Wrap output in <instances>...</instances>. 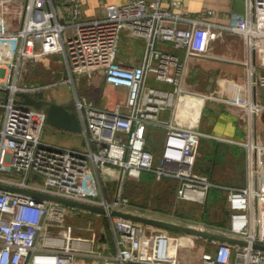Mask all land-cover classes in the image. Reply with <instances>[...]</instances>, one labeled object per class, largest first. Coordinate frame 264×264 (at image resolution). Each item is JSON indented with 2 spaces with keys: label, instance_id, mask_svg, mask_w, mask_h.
<instances>
[{
  "label": "built area",
  "instance_id": "2783aa9c",
  "mask_svg": "<svg viewBox=\"0 0 264 264\" xmlns=\"http://www.w3.org/2000/svg\"><path fill=\"white\" fill-rule=\"evenodd\" d=\"M77 1L62 18L53 0H0V39L9 48L0 54V182L68 199L101 205L113 233V248H95L97 233L74 235L69 215L82 209L29 194L0 188V264H264V143L258 137L256 118L264 105L254 100L253 88L264 86V0H245L244 15L221 23L194 17L181 0H126L109 3L103 16L80 18ZM214 14L208 9V15ZM237 33L246 47L247 94L229 99L201 93L184 86L187 60L206 55L211 43ZM141 38L144 50L138 64L119 59L123 38ZM183 49L185 57L162 46ZM63 56L83 132V145L61 146L42 138L46 125L44 108L25 104L20 92L33 95L51 83L19 80L23 62L45 56ZM124 87L126 97L107 108L80 97L74 74ZM162 83L164 85H157ZM215 98L235 102L246 113L247 181L244 186H223L194 165L202 136L194 125L177 123L173 116L188 110L185 98ZM169 110L171 116L162 118ZM149 126L163 127L158 160L148 147ZM142 172L170 177L178 182L176 199L204 203L213 187L226 189L229 225L140 208L121 192L112 200L104 195L108 176L139 178ZM116 209L158 218L175 224L231 235L245 245L204 238L113 214ZM213 247L197 261L186 259L195 240Z\"/></svg>",
  "mask_w": 264,
  "mask_h": 264
},
{
  "label": "crops",
  "instance_id": "0c3cea01",
  "mask_svg": "<svg viewBox=\"0 0 264 264\" xmlns=\"http://www.w3.org/2000/svg\"><path fill=\"white\" fill-rule=\"evenodd\" d=\"M72 1H77L79 3V16L80 18L85 19L103 16L105 14L107 4H121L126 0H53L60 17L66 18L69 16ZM170 1L171 0H163V3L168 5ZM181 2L185 10L190 15L194 17L205 16L206 18L221 23H230L233 21L234 17H242L245 11V0H181ZM208 9H213L214 14L208 15ZM8 43V40L0 39V54L8 51ZM162 46L170 51L178 53L182 58L185 57V52L183 49H176L166 43L162 44ZM128 47V50H121L119 59L128 65L138 64L141 61L144 50L143 40L141 38H129ZM246 57V47L241 35L232 33L226 34L223 37H219L211 43L210 51L206 55L190 56L188 58L184 86L188 89H192L193 91L216 95L217 97L238 100L244 99L245 95L247 94ZM40 60L44 61V64H46L47 60H49V56L42 57L38 60L28 59L27 61H24L23 67L19 73V80L33 84L51 83L52 85H57L59 83H65L59 82L67 76V65L63 56H60V59L57 60L60 68L57 71H52V74L55 75V78H53L50 82H40L29 79L28 74L35 68L36 63ZM45 68L49 69L47 65H45ZM93 76L98 78V80L94 79L95 81H92V84H95V89L98 92V97L96 99L97 102L90 100L83 94H79L76 90L80 97L85 98L86 100L99 106L107 108H112L117 102H123L125 100L126 89L124 87H114L108 85L106 90V92H108V97L106 98L105 102L101 104L99 102V92L101 90V85L103 87L107 84L102 81V77L99 73H96ZM81 77L87 76L82 75ZM157 85L164 84L157 83ZM45 93L46 91H44V94ZM120 93L123 95L119 96L120 98L118 99L117 96L120 95ZM1 94L3 95L4 91L0 90V95ZM252 95L254 100L264 105V86H257L253 88ZM49 98L63 103L61 99L51 97ZM183 101L189 107V109L177 111L173 116L174 120L179 124L194 125L203 133H205V135L200 139V155L198 156L194 165L195 171L208 175L211 180L218 185L244 186L247 181L246 149L243 144L230 141H242L246 137V113L244 108L235 102L215 98L193 97L185 98ZM3 113L4 109L0 104V125L2 123ZM161 116L162 118L167 119L171 116V113L169 110H166L162 112ZM256 128L258 130V137L264 143V113L261 115V117L256 118ZM156 133L159 135V144H156L153 139ZM163 135V127L149 126L147 131L148 147L154 152L156 160H158L159 157L160 148L163 142ZM82 136L81 139L83 144L84 135L82 134ZM46 141L56 144L51 139H47ZM156 149L157 154L155 153ZM151 176L158 177L151 172H143L140 175V177L143 179H148ZM160 178L165 179L167 181L166 184L171 189L170 192L172 193V198H174L172 200H174L176 204L172 210L140 205L132 202L129 199L130 203L140 208H151L165 213L173 212L181 216L193 218L179 211L177 208L180 203L189 202L176 199V189L178 182L170 177ZM128 179L132 178H123L121 180L116 176H108L105 178L103 181V190L106 198L108 200H112L118 192H121L124 196L128 197L124 193V187L126 186ZM210 193H223L227 203L226 189L213 187L211 188ZM227 209V221L225 223L214 225H229L230 209L228 204ZM80 212L83 214L86 213L83 210ZM80 212L69 215L68 217L76 216L75 218H78L81 215ZM105 219L106 224L103 226V231L105 233L104 241H107L110 245V249H112L113 233L106 216ZM87 220L89 222L92 221L89 218ZM209 246L210 250L213 249L211 245ZM91 263V261H78L76 264Z\"/></svg>",
  "mask_w": 264,
  "mask_h": 264
},
{
  "label": "rangeland",
  "instance_id": "374dc122",
  "mask_svg": "<svg viewBox=\"0 0 264 264\" xmlns=\"http://www.w3.org/2000/svg\"><path fill=\"white\" fill-rule=\"evenodd\" d=\"M128 41L129 38H123V41L120 46L121 50H128ZM119 52V54H120ZM60 59L59 55H51L47 63L44 64V61H38L35 65V68L28 74L29 79L40 81V82H50L55 75L52 74V71H57L60 67L58 65L57 60ZM45 65L48 66L49 69L45 68ZM68 75V72H67ZM97 77H81L78 74H74L75 87L79 94H83L90 100L96 101L98 97V92L95 89V84H92V81H95ZM104 85V84H103ZM108 85L102 87L99 92L100 103H104L106 98L108 97L106 90ZM44 91H46V97L61 99L63 103H66L70 108L76 109L75 106V89L71 82L59 83L57 85H50ZM43 91V92H44ZM48 94V96H47ZM123 95L117 96L119 99ZM97 102V101H96ZM79 133H72L68 130L57 128L46 122L42 138L44 140L51 139L57 145L65 146V145H73L76 147L82 146V139ZM83 137V136H82ZM159 135L156 133L154 136V142L158 143ZM157 154V149L155 151ZM200 155V149H198V153L196 156V160ZM143 173V172H142ZM166 180L160 177L151 176L148 179L132 178L127 180V184L124 187V193L129 197L132 202H135L140 205H147L151 207H160L166 210H172L175 207L174 198H172L171 189L166 184ZM173 202H172V201ZM186 201V200H183ZM177 208L179 211L183 212L186 215H189L193 218L203 220L210 224H221L225 223L228 219V209L227 203L224 198V194H211L209 192L207 199L204 203L198 202H182ZM86 213H81L78 218L68 217V223L72 227V233L74 235L81 234L83 236L89 237L91 233H97V238L95 242V248H101L102 243L106 241H100V237L102 236L103 226L106 224V219L103 213H99L96 211L83 210ZM91 219L89 222L87 219ZM96 248V249H97ZM209 244L204 241L202 238H197L195 240L194 246L191 250H188V255H186V259L195 262L199 259L200 254L203 250H210ZM91 261V264H97L95 260H83ZM89 263V262H88Z\"/></svg>",
  "mask_w": 264,
  "mask_h": 264
},
{
  "label": "water",
  "instance_id": "95a60500",
  "mask_svg": "<svg viewBox=\"0 0 264 264\" xmlns=\"http://www.w3.org/2000/svg\"><path fill=\"white\" fill-rule=\"evenodd\" d=\"M19 95L23 98V102L25 104H30L36 108H44L46 112V122L57 127L60 129L72 131V132H79L81 131V124L79 121V117L77 114L76 109L70 108L66 103L57 102L53 99H50L45 96L43 91H38L34 93L33 95L20 92ZM0 188L6 189V190H12V191H19L26 194H29L37 199H48L53 200L56 202H60L66 205L74 206L76 208L82 209V210H90V211H96L99 213H105L104 206L101 205H95L86 203L83 201H77L73 199H68L40 191L35 190H29L20 188L14 185H9L5 183L0 182ZM113 214L122 216L124 218H129L138 222L153 224L156 226L164 227L167 229H171L174 231H181L190 233L196 236H201L204 238L209 239H216L221 241H226L228 243L232 244H241L245 245L246 241L243 239H239L236 237H233L231 235L223 234V233H217L214 231L209 230H202L196 227H190L180 224L171 223L168 221H164L158 218H153L145 215L135 214L131 212H125L113 209L111 210ZM105 240V233H102V236L100 237V241ZM254 247L264 249V244L255 242Z\"/></svg>",
  "mask_w": 264,
  "mask_h": 264
},
{
  "label": "trees",
  "instance_id": "16d2710c",
  "mask_svg": "<svg viewBox=\"0 0 264 264\" xmlns=\"http://www.w3.org/2000/svg\"><path fill=\"white\" fill-rule=\"evenodd\" d=\"M130 264H134V263H130Z\"/></svg>",
  "mask_w": 264,
  "mask_h": 264
}]
</instances>
